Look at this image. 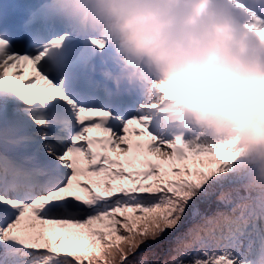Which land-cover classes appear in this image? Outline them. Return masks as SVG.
Returning <instances> with one entry per match:
<instances>
[{
  "label": "snow or ice",
  "instance_id": "6c2138e0",
  "mask_svg": "<svg viewBox=\"0 0 264 264\" xmlns=\"http://www.w3.org/2000/svg\"><path fill=\"white\" fill-rule=\"evenodd\" d=\"M233 3L264 42V0ZM168 87L81 0H0V264H264L239 136Z\"/></svg>",
  "mask_w": 264,
  "mask_h": 264
},
{
  "label": "clouds",
  "instance_id": "9594fccd",
  "mask_svg": "<svg viewBox=\"0 0 264 264\" xmlns=\"http://www.w3.org/2000/svg\"><path fill=\"white\" fill-rule=\"evenodd\" d=\"M81 3L117 53L184 98L194 128L210 139L239 136L247 183L264 186V42L246 18L237 22L234 12L244 15L233 0Z\"/></svg>",
  "mask_w": 264,
  "mask_h": 264
},
{
  "label": "bare ground",
  "instance_id": "6f19581e",
  "mask_svg": "<svg viewBox=\"0 0 264 264\" xmlns=\"http://www.w3.org/2000/svg\"><path fill=\"white\" fill-rule=\"evenodd\" d=\"M235 14H237V18H236L237 19V22H238L239 19H241V17H244V16L240 15L239 13H235Z\"/></svg>",
  "mask_w": 264,
  "mask_h": 264
},
{
  "label": "rangeland",
  "instance_id": "374dc122",
  "mask_svg": "<svg viewBox=\"0 0 264 264\" xmlns=\"http://www.w3.org/2000/svg\"><path fill=\"white\" fill-rule=\"evenodd\" d=\"M241 21H242V19H240V20L238 21V23L241 22Z\"/></svg>",
  "mask_w": 264,
  "mask_h": 264
}]
</instances>
